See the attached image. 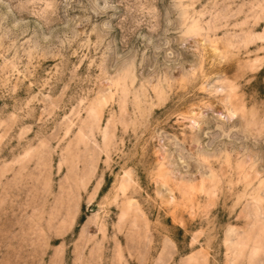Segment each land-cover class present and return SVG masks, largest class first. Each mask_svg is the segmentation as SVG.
<instances>
[{
	"label": "rangeland",
	"instance_id": "rangeland-1",
	"mask_svg": "<svg viewBox=\"0 0 264 264\" xmlns=\"http://www.w3.org/2000/svg\"><path fill=\"white\" fill-rule=\"evenodd\" d=\"M0 264H264V0H0Z\"/></svg>",
	"mask_w": 264,
	"mask_h": 264
}]
</instances>
